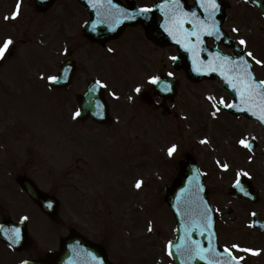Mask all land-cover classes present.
Returning a JSON list of instances; mask_svg holds the SVG:
<instances>
[{"label": "rangeland", "instance_id": "rangeland-1", "mask_svg": "<svg viewBox=\"0 0 264 264\" xmlns=\"http://www.w3.org/2000/svg\"><path fill=\"white\" fill-rule=\"evenodd\" d=\"M31 1L32 0H19L21 4L19 15L13 20L6 19L10 28H13L10 38H13L14 42L17 41V39H23L25 41L17 43L16 51L19 53L21 52L24 60L31 65L26 71L20 59L17 58L19 53L6 56L4 60L5 66H3L5 69L0 68V81L2 82V84L0 82V92L4 93L0 96V101L2 99V103L5 101L4 104H1L4 106L3 113L7 110V114L11 112V114H14L16 117L21 116L26 119L30 127L29 133L33 136H40V138H37L38 148L45 150L44 152H49L45 149L48 145V148L54 150L56 146L55 142L48 140V137L54 140L55 135L53 132L58 128L52 118L56 115V107L58 108V115L61 119L66 118L71 109L74 113L75 93L83 90L84 81L86 79L98 74L105 80L110 114L114 119L112 123L104 125L106 127L93 124V122L88 123L89 127L86 126L88 133L94 135L92 136V138L94 137L92 140L94 142H86V145L91 148L92 158L87 154V149L81 148L80 144L76 145L75 134L78 129L82 132L86 125V123H83L84 125L81 123L74 126V131L72 128V142H69L67 136H61V146H65L68 150L67 162H63L60 159L53 161V158L47 155L46 157L52 161L51 163H46L48 167L44 164L38 165V167L35 168L36 171L40 172V175L45 173V175L52 176L47 178L43 175L38 182L40 187L45 191L57 193L56 195L59 199V207L62 213L67 207L69 208V206L72 208L81 207L83 205L82 199L87 200L88 195L91 194L95 197L97 194L100 198V203L96 207L102 209L101 215L104 218V224L106 227L112 226L110 224L117 225L111 228V230H113L115 234L116 242L119 239L117 233L121 234V245L126 247L124 249L130 264H148L146 260L143 259L144 256L142 257L140 255L146 250L149 251L146 256L147 260L153 256V264H162V262L165 261V253L162 252V246L165 240L164 236L168 237L171 235L173 225L171 220L172 217L161 198L162 188L166 182H169L175 175V162L182 158V155L186 151L194 153L200 167L207 175V183L212 184V187L214 185L216 187L217 184L221 187V181L224 182L225 185L230 181L231 174L222 173L219 178L215 177L213 174V170L221 166L224 160L228 161V159L233 164H242L243 168H240V170H243V172L249 174L253 173V175L256 176V182L261 179L264 181V167H262L259 153L261 147L257 150V154L251 159H249V157H252V155L246 158L247 154L243 152V150L242 153L238 155L240 149L234 138L242 133L238 132V130L233 134L227 131L228 124L223 117L217 120L209 117V114L214 111L209 110L210 107L208 103L203 101L202 96L204 92L215 90V86L210 82L192 84L185 78H181L177 98L174 101L173 107L170 108L172 112L167 118V121H173L177 126L176 132L168 137V133L170 134L169 128L172 129V127L164 125L163 122H161L163 128H152L153 131L156 130V133L161 131L163 141L159 142L160 138L152 140L150 144L151 160L144 158V154L142 155V159L135 160L134 157H132L133 159L130 157L134 152L137 155L138 147L143 142L141 139L145 136L140 134L141 131L139 128L144 129L145 126L151 127V123L155 125L156 119L158 118L157 115L149 109L150 107L141 102L138 92L135 91L137 87L140 89L150 88L147 84H141L143 83L144 77L146 75L148 76L146 70H141L136 74L135 81L137 80V82L135 83H130L134 78L133 80L129 79L123 81L122 77H119L121 75L118 76V74H116L115 64L111 61L112 59H108V56L106 57L96 45H93V49L90 47L89 50V45L87 44L88 50H80L78 53H75L76 57L81 61H85V63L75 76V82L72 86L73 96L71 97L70 95L68 100L64 97L67 94L64 92H61V97H56L53 93H50L48 96L49 92L45 90L48 89V87L44 89L43 86L46 85L45 80H47V77L51 76V73H53V76L57 69L55 67L47 69V66L48 64L55 66L60 60L65 58V47L62 49V53L58 51L61 50L63 45L60 46V49L58 48L59 45L57 47L55 46L56 49H53V53L49 54V52H51L49 44L47 52L43 54L41 63L38 62L36 55L28 52V49L31 47L35 48L32 45L35 36L39 38H49L51 40V37L55 36L56 30L63 28L62 23L67 20L66 14H68L67 11L69 10L67 4L69 2H67L68 0H58V3L50 10L39 13L33 10ZM17 2L18 0H0V15L11 16L12 12L16 10ZM72 11L76 14L75 16L79 13L73 9ZM6 12L9 13L7 14ZM53 15L56 21L53 20ZM8 32V26H6L4 22L0 23V41H2L3 36ZM52 43L56 44V41L52 39ZM80 43L81 41L79 44ZM91 50L94 58L97 60L87 58L86 55L87 53H91ZM81 51L84 52L81 53ZM166 52H171V50L153 51L150 57L153 63H150L148 69L149 74L152 69L153 73H155L157 69H161L160 71L158 70L161 72L164 67H166L164 63L168 65L169 68L171 56L165 55ZM90 60H94L95 64L93 66L89 65L86 68V62ZM41 67L44 68L40 69ZM3 70L4 72L1 73ZM137 83L140 84L136 85ZM4 86H10L13 89L7 87L6 90ZM11 91H13V93H10ZM112 93L116 95L113 96ZM196 98L201 102H198V105L194 100ZM70 100L72 101V107L68 111L67 106L70 104ZM134 105L136 106L134 107ZM47 106L48 108H46ZM154 111H156V113H161L160 109ZM175 113H177L176 116ZM139 117H141V119ZM138 118L139 120H137ZM140 123L142 124L140 125ZM248 127L249 129L246 130V132H251V124H249ZM242 131L245 130L243 129ZM232 136L234 137L232 138ZM243 137L245 138V136ZM20 138L25 139L26 134L22 136L20 134ZM97 138H102L105 148L112 147L120 154L118 156L116 154H110L108 149L107 152L110 156L104 152L102 153L101 156L106 159V163L103 161L105 163L104 170L107 175L110 174L109 176H106L105 172L100 169L98 160H96L100 148V142H95ZM201 141L205 142L201 143ZM6 142L10 144L9 149L13 150L10 155L15 156L16 149L14 145L17 144L16 138H14L13 142L12 134L9 133L6 135ZM172 145H176L177 149L172 156H169L168 149ZM155 149H157V151ZM161 153L166 155L165 161L168 163L162 161ZM51 154L55 157V151ZM121 156L125 158V161H122ZM36 161L37 159H34L30 164L37 165ZM117 161L119 167L115 166ZM133 161H136V163L133 164ZM55 164L58 165L56 166ZM137 165H140V167L142 166L141 168L143 170L140 169V172L136 175L134 166ZM144 169L146 171H151L148 177L144 173ZM27 170L29 171V169ZM139 176L141 178L143 177L141 180L143 183L140 188H136L135 185L138 181L137 177ZM111 183L116 185V191L118 190L121 192L120 197L116 196L119 205L115 211L112 207L109 208L105 206L104 203V200L108 198L109 194L113 191ZM11 189L12 185L8 182L6 184V190ZM72 196L73 198H71ZM4 197H6L8 201V196L6 194H4ZM156 197L159 198L160 201H158L160 203L157 202ZM16 201L12 203L8 201L10 209H12V206L13 211L18 209L19 206L26 209L29 208L35 215L33 224L40 228L39 232H42V230L45 232L48 225L46 228L44 227L45 224L48 223V219L41 213H36L28 199L24 201L18 198L17 203ZM20 201L25 202V204L21 203L19 205ZM92 205V203L89 204V206ZM83 207H87V205H83ZM120 214L122 215L119 218ZM115 216L116 219L114 220L113 218ZM99 223L101 222L99 221ZM34 225L31 226L32 230L35 229ZM149 228H151V231H149ZM35 238L38 241H43V238L38 236H35ZM126 238L132 241L129 244L127 243L128 245L123 242V239ZM54 240H56L54 237L46 238L45 242L47 245H50ZM145 246L147 249H144ZM124 249L121 247V251H124ZM8 256L9 254L4 251V247L0 243V264H12Z\"/></svg>", "mask_w": 264, "mask_h": 264}, {"label": "snow or ice", "instance_id": "snow-or-ice-1", "mask_svg": "<svg viewBox=\"0 0 264 264\" xmlns=\"http://www.w3.org/2000/svg\"><path fill=\"white\" fill-rule=\"evenodd\" d=\"M107 4L109 6L112 5V0H106ZM89 3L91 4L92 7H97V3L98 0H89ZM170 3L173 5L172 8V12H171V16H182L184 15V13L179 12V6H180V0H170ZM202 3L205 7L206 10L209 11V16H211L217 9H218V4L216 3V0H202ZM21 8V4L18 0L17 5H16V10H14L11 14V16H6L5 19H14L19 15V11ZM151 9L150 8H141V9H137L135 14H129L123 10H121V15L125 18V19H135V17L137 15H144L148 12H150ZM194 15V14H193ZM175 26L179 29L181 27L182 21L179 19L175 20ZM213 28L216 30L217 32V36L216 38L219 39L220 38V34H219V30L215 28V24H213ZM93 29H95V25H93ZM167 30V28H166ZM233 31H238V29H233ZM171 34V32H170ZM209 35H211L212 33H208ZM189 35L192 36H196L197 39H199V32L198 31H193L191 32ZM180 41H177V43H179ZM14 41L9 37L6 38L2 43H0V61H3L6 56L9 54L10 52V48L13 45ZM239 45L241 46H245L246 45V41L244 39H240L238 41ZM65 51L67 52L68 50L65 49ZM247 57L251 58L252 60L255 61L256 64H264V60H260L257 59L254 54L252 52H247L246 53ZM173 60L177 59L176 57H172ZM223 59L225 61H230V58L228 57H223ZM238 63H232V71L237 72V78H236V82L233 83L232 81H229V85L234 88L237 89L238 91V95L240 96L241 99V103H248L250 101H252L255 97H260L262 100H264V87L260 88V90H257L254 82L251 80V71H250V65L248 64V62L245 60L244 55H240L238 58ZM199 69H197L198 71ZM214 70V69H213ZM66 71V70H65ZM223 75V73H221ZM169 75H172V73H169ZM47 79L51 82H55L58 79H60L59 76H49L47 77ZM160 80L159 77L157 76H152L149 78V82L152 84H157V82ZM97 84H100L101 87H106L105 84H103L101 81H96ZM259 85L264 86V81H259ZM239 86V87H238ZM163 91H169V87L167 86V84L165 83L163 88ZM91 92H95L96 89L92 88L90 89ZM136 92H140L141 89L139 87H137L135 89ZM113 96H115V93H112ZM131 99V97H130ZM214 99L213 97H209V100ZM89 103H92V101H89ZM219 104H224L225 107L228 108H233L236 107V105L231 104V103H225L223 98L220 99ZM97 107H101V105L97 104ZM213 108L216 109V111L218 112L219 106L217 104H213L212 105ZM250 110V109H249ZM216 113L213 112V115H215ZM255 114V113H254ZM80 115V111L77 110V112H75L73 114V117H77ZM259 119L264 122V111L261 112ZM205 141H201V143H204ZM239 143L244 146L245 148H250V142L245 140V139H241L239 141ZM177 146L176 145H172L169 149H168V155L172 156L173 153L176 151ZM249 159H251V157H249ZM219 163V162H218ZM223 168L227 169L229 166L227 164H223L222 165ZM243 175V176H248L249 174L247 172H241V173H237V180H236V186L240 187L241 191H245V189L243 188V186H241L240 183V179L239 177ZM142 181H137L135 187L136 188H140L142 186ZM210 211V210H209ZM254 215V214H253ZM22 220H27L28 217H22ZM149 231H151V228H149ZM20 229L19 228H14L10 231V234L8 235V239L10 240V246L11 245H15L20 241ZM169 245H171V242H169ZM232 249H236L238 251H242V252H248L251 253L253 255L258 254V250H254V249H250V248H244L241 249L239 245H232ZM225 252L229 253V257L230 259L227 261V264H241V261L244 260L243 256H235L232 254V250L229 248H225L224 249ZM171 254V253H170ZM197 255H200L199 252H197ZM201 259H203V256H200ZM22 264H27V262H22Z\"/></svg>", "mask_w": 264, "mask_h": 264}, {"label": "flooded vegetation", "instance_id": "flooded-vegetation-1", "mask_svg": "<svg viewBox=\"0 0 264 264\" xmlns=\"http://www.w3.org/2000/svg\"><path fill=\"white\" fill-rule=\"evenodd\" d=\"M264 1V0H262ZM251 9L248 8H236L235 14H232L228 18V33L230 34L231 38L235 37L236 35L239 36V39H244L246 41V45L244 46L243 51L247 53V50L252 52L257 59L263 60V47L262 42L263 38H261L258 32H248L247 30L242 31L240 33H236L233 31V25H236L237 22L241 21L242 17H245L246 14ZM255 14L251 13L250 18H254ZM260 20V16H257V20L254 21L253 28H258L259 31H264V25L257 24ZM257 24V26L255 25ZM227 31V26L225 27ZM264 36V33H261ZM128 38L133 39L134 41H138L141 38L140 31L138 30V26L135 28H131ZM234 39V38H233ZM238 43V42H234ZM147 49V47H145ZM231 52H233V49ZM253 69H255L254 61L251 62ZM263 186L258 187L259 191V201L257 204L260 206L264 205V181L261 182ZM245 207L241 208L240 211L233 210L230 215H219L217 217V227L219 232V240L221 245H225L232 249V245H239L241 249L250 248L254 250H258V254H244V262L248 264H264V257L260 256L259 254L262 252L260 247L259 238H264V233L259 231L256 228H253L250 224V220L253 214H256L259 220H264V206L252 208L246 202H242ZM255 211V213H253ZM253 213V214H252ZM75 227L71 225L69 231L73 232ZM233 233H239L238 236H235ZM34 246H37V243L34 239L29 240L28 245L26 248L31 249L34 251ZM235 253H239L242 251H238L236 249H232Z\"/></svg>", "mask_w": 264, "mask_h": 264}, {"label": "water", "instance_id": "water-1", "mask_svg": "<svg viewBox=\"0 0 264 264\" xmlns=\"http://www.w3.org/2000/svg\"><path fill=\"white\" fill-rule=\"evenodd\" d=\"M53 0H36V4L40 9H45L47 6H49L51 4ZM171 12L166 13L165 17H166V21H168V24L170 25H174V16H171ZM92 17H93V22L96 21V15L94 14V12L92 13ZM190 67L193 69H198L196 67V63L193 62L192 59H188ZM232 88V87H231ZM101 93L98 91V93L95 91L90 92V94L88 95L89 100H87V104L90 105L89 108V114L91 116H93L94 118H98V112L103 113L105 111V108L103 107V105L101 104ZM89 101H92V103H89ZM97 104L101 105V107H97ZM246 109L248 112H255V109L251 107V105L249 103L246 104ZM250 109V110H249ZM189 179H191L193 181V184H196L197 188L199 189L198 183H200L199 180V176H197V172L194 169L193 164L189 161L188 164H183L181 165V174L178 177L177 183L174 185V187L168 192L169 194V202L170 205L174 206V210L178 213L177 216H180V225L178 228V242H176V244L174 245V248L172 250V255L175 257V259L177 260V257L179 255L183 256V255H193V253L189 252V251H193V250H197L200 249V255L198 256V259L203 262V263H207V260L204 258V251L205 249L208 247L207 244L209 242V238H210V234H208L209 232H211V227L212 226V217L211 215H208L206 212L209 213V208H207L206 206V201H205V193H203V190L198 192V195H194L192 201L190 200H186L184 201V203H180L177 202L173 205L174 201L181 196L182 194H185V190H186V186L189 185V183L191 181H189ZM246 185V184H245ZM180 187V188H179ZM179 188V189H178ZM178 189V191H177ZM33 196L37 197V201L42 203L39 199V197L36 195L35 192L31 191ZM182 195V196H183ZM42 205V204H41ZM43 206V205H42ZM206 208V212L202 209V208ZM192 209V210H199L200 209V213L201 214H205L206 215V224L202 227H195L192 225H189L190 228H188V222H186L184 224L185 219L192 217L193 215H198L199 212H195L192 213L188 216L185 215H181V211L182 209ZM180 210V211H179ZM189 250H187V249ZM200 256H203V259L200 258ZM178 262V261H177ZM198 263V262H196Z\"/></svg>", "mask_w": 264, "mask_h": 264}]
</instances>
